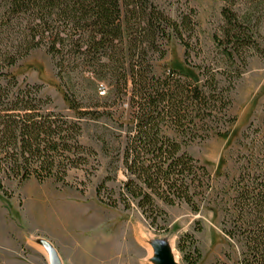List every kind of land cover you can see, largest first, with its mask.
<instances>
[{"label": "trees", "instance_id": "obj_1", "mask_svg": "<svg viewBox=\"0 0 264 264\" xmlns=\"http://www.w3.org/2000/svg\"><path fill=\"white\" fill-rule=\"evenodd\" d=\"M222 1V24L211 35L217 59L196 63L192 8L171 17L154 0H0L2 194L10 196L5 182L65 185L71 170L86 172L96 154L81 142L86 116L105 117L116 127L113 137L124 136L115 161L125 180L107 201L104 181L98 185L100 202L135 206L156 228L166 216L161 204L184 203L193 213L210 206L238 264H264V116L237 138L236 174L228 182L216 185L186 151L193 141L228 132L236 81L252 55H264V0ZM174 39L194 75L177 69L155 75L153 62ZM39 48L51 57L71 117L51 107L41 86L21 87L8 72ZM184 238L197 254L189 256L180 243L183 260L197 264L194 239Z\"/></svg>", "mask_w": 264, "mask_h": 264}, {"label": "rangeland", "instance_id": "obj_2", "mask_svg": "<svg viewBox=\"0 0 264 264\" xmlns=\"http://www.w3.org/2000/svg\"><path fill=\"white\" fill-rule=\"evenodd\" d=\"M154 1L171 17L192 8L200 43L194 61L217 59L211 35L222 24V0ZM164 49L166 56L153 62L155 75L172 69L194 75L183 64L184 49L177 39L165 43ZM8 72L21 87L41 86L42 95L52 102L51 107L69 117L74 115L53 72L51 57L44 49L32 51ZM230 97L229 112L235 121L228 132L222 137L193 141L186 147L189 155L212 174L216 185L235 176L240 151L237 138L250 123L257 124L264 116V55L250 57ZM86 119L81 142L96 153L89 158L86 172L71 170L65 185L54 180L40 183L35 178L19 187L15 182H5L10 196L0 191V264H50L51 256L42 245L45 241L54 248L60 264H155L154 242L169 245L172 264H185L178 244L185 247L189 256L197 254L187 245L190 242L184 238L186 235L193 237L194 247L198 248L197 264H238L237 252L228 245L220 231V217L210 206L193 213L184 203L161 204L166 216L156 228L135 206L126 209L119 204L114 208L100 202L96 195L98 185L104 181L102 198L107 201L118 197V189L125 180L120 161H115L117 151L124 146V136L113 137L112 129L116 127L105 117ZM198 226L200 231H196Z\"/></svg>", "mask_w": 264, "mask_h": 264}, {"label": "water", "instance_id": "obj_3", "mask_svg": "<svg viewBox=\"0 0 264 264\" xmlns=\"http://www.w3.org/2000/svg\"><path fill=\"white\" fill-rule=\"evenodd\" d=\"M155 246V256L152 258V261L155 264H172V261L170 260V253L171 249L167 243H165L164 246H161L158 242L153 243ZM43 247L45 248L46 252L50 254L51 256V262L50 264H60L58 260V255L55 252L52 245H50L48 242H42Z\"/></svg>", "mask_w": 264, "mask_h": 264}]
</instances>
